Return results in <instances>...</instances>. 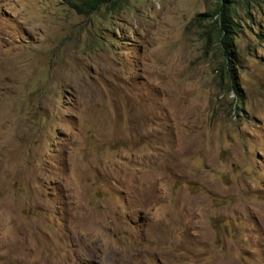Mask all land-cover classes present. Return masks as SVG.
I'll list each match as a JSON object with an SVG mask.
<instances>
[{"label":"rangeland","instance_id":"rangeland-1","mask_svg":"<svg viewBox=\"0 0 264 264\" xmlns=\"http://www.w3.org/2000/svg\"><path fill=\"white\" fill-rule=\"evenodd\" d=\"M217 2L0 0V264H264V0L234 88Z\"/></svg>","mask_w":264,"mask_h":264},{"label":"trees","instance_id":"trees-1","mask_svg":"<svg viewBox=\"0 0 264 264\" xmlns=\"http://www.w3.org/2000/svg\"><path fill=\"white\" fill-rule=\"evenodd\" d=\"M113 0H64L65 4L77 10L84 12L96 10L101 4L111 2ZM250 1L257 0H218L213 14L217 17L212 21L215 32V44L222 54V61L220 64V71H224L230 81V86L234 88L233 74L231 67L228 65V56H232L231 47L232 39L236 32L237 25L234 22L232 12H234V3L243 2L244 6L248 7ZM230 4L227 5L226 3Z\"/></svg>","mask_w":264,"mask_h":264}]
</instances>
